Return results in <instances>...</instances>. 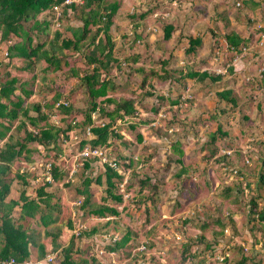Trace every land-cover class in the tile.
Segmentation results:
<instances>
[{"label": "rangeland", "instance_id": "374dc122", "mask_svg": "<svg viewBox=\"0 0 264 264\" xmlns=\"http://www.w3.org/2000/svg\"><path fill=\"white\" fill-rule=\"evenodd\" d=\"M106 1L117 3L109 27L113 43L112 53L117 63L112 62L107 73L116 88L108 90L97 101L99 106H104V112H109L115 102L121 98H129L139 114L128 121H118L114 114L110 117L102 111H91L93 118L90 119L93 126L102 121L110 122V125L116 123L118 132L108 133L107 148L112 156L119 159V169L128 172L124 184V192L128 196L119 204L108 199L103 191L102 164L87 160V167L78 168L73 182L65 184L62 176L63 179L57 180L56 185L51 187L55 193L50 201L57 202L60 210L58 215L55 213L56 221L53 224L61 228L60 236L55 239L56 243L44 233L42 226H36L31 219L23 220V225L37 230V244L44 246V254L52 249L60 252L73 240L72 248L76 247V250L72 251V255L76 264H95L96 259L92 260L87 254L89 244L83 241L79 248L78 240L67 236V233L71 228L70 212L74 208L71 202L77 197L83 200L77 189L82 188L85 176L94 178L100 175L101 183H95L94 179L90 183V204L87 206H114L120 216L114 217L110 228L119 231L122 237L127 236L125 243L147 239L150 252L153 253L149 255L147 264H233L241 254L248 258L247 264H264V221L254 214L255 210L264 211V185H260L258 181L259 174L264 173V82L260 81L257 85L238 84L242 75L252 72L245 65L235 75L231 74L227 79L216 83H210L206 78L199 81L184 77L189 68L199 70L211 50L221 43L219 37L224 38L228 32L229 24L224 21L226 14H219L216 2L207 3V0H178L177 6H171L166 0ZM239 7L234 2L228 5L233 16L240 14ZM147 9L148 14L143 16L141 12ZM165 12L168 15L162 17L160 14ZM153 13L159 15L154 18ZM165 23L173 26L169 38L166 39L162 35V26ZM62 24L77 27L81 22L71 17L63 20ZM58 26L53 24L52 32L61 30L62 25L57 29ZM147 27H155V30L146 29ZM230 27L233 26L229 25V29ZM195 36L201 37L202 45L199 41L194 53L186 52L188 37ZM2 44L0 80L15 76L19 83L24 82L23 87L33 90L23 100L29 116H35L31 107L34 102L44 100L45 109L49 111L46 104L50 105L55 99L64 97L69 101V113L62 112L61 108L53 110L52 113L56 120L59 119L58 125L62 128L67 122L72 126V117L76 119L75 124L59 136L54 147L39 153L41 157L50 160H55L60 154L62 159L55 162L57 167L69 166L71 156L80 148L78 141L85 140V144H91L95 138L92 133V138L83 134L80 123L88 108V102L83 87L77 86L76 75L71 73L77 71L81 75L91 67L83 55L87 51L84 48L80 51L64 50L68 57L67 63L62 62L59 69H52L43 60H39L33 70H30L23 67L22 57L4 55L2 49H5V45ZM144 73L146 79L143 84ZM33 75L37 77L32 81ZM40 77H43L44 85ZM185 85L190 86L191 101L187 107H172ZM234 85L238 86L232 90L235 100L233 105L216 97L215 92L233 89ZM54 92L57 93L56 98ZM13 93L18 94V89ZM105 98L114 102L106 103ZM159 112L165 116L159 118L156 125L151 124ZM20 117L23 118L21 115ZM15 122L13 120L12 125ZM217 126L226 134H217ZM211 134L215 136L212 142ZM22 135L23 131L19 129L18 136ZM248 138H252L249 164H243L239 152H235L231 158L219 157L221 148L235 147L239 150ZM34 144L30 142L28 146L32 147ZM175 146L182 151L180 156L174 150ZM36 154L37 151H33L32 155ZM232 166L239 167L238 174L243 176L242 182L227 171ZM13 171L14 169L9 177L12 186L9 196L15 198L20 189ZM143 176L148 177L149 184L139 183ZM243 182L248 183L246 185ZM41 183L42 181L39 184ZM39 184L31 185L26 190V195H35L34 188ZM80 205L77 207L81 213L79 218L90 227H97V222L90 219L91 216L85 212L87 209L84 211ZM188 210H193L195 214L182 219ZM17 212V207H14V217ZM215 218H219L223 225ZM224 228L226 233L222 231ZM125 230L129 231V235L124 234ZM229 233L234 236L236 243L233 242L226 248L231 239ZM91 234V231H87L83 237ZM176 234L180 236L179 240H175ZM200 235L203 239L198 238ZM196 236L201 250L191 257V251L196 245L189 250L188 242L195 240ZM61 242L64 246L59 247ZM125 243L117 247L120 255L116 258L117 262L129 256ZM238 243L247 246V251ZM223 249L228 253L223 261H216L213 256L207 255L212 252L214 255V252ZM159 250L164 253H158ZM31 251L29 259L42 260L43 256L37 258V246H33ZM103 259L105 261L102 264H113L107 256H103ZM37 264L44 263L40 261ZM55 264L67 263L61 256Z\"/></svg>", "mask_w": 264, "mask_h": 264}, {"label": "trees", "instance_id": "16d2710c", "mask_svg": "<svg viewBox=\"0 0 264 264\" xmlns=\"http://www.w3.org/2000/svg\"><path fill=\"white\" fill-rule=\"evenodd\" d=\"M63 1L64 0H0V43H5L8 52L7 56L14 54L22 57L23 67L30 70H33L35 63L39 60H43L46 66L52 69H59L62 62L63 64L67 63L68 57L64 50L80 51L84 48L87 51L83 54L84 58L88 64H91V67L81 75H79L77 71H71V73H74L77 77V86L83 87V92H85L88 102V108L80 123L82 127L84 128L85 125L91 124L90 112L94 111L96 107L99 112L102 111V113H106L110 117L114 114L117 117L127 116L134 118V116H136L133 113L135 108L132 100L129 98H121L119 101L115 102L112 110L109 112H104V106H99L97 101L99 97L105 96L108 90L112 91L116 88L107 73L111 67V63H117L112 53L113 43L109 32L111 17L117 7V3L107 2L106 0H81V2L73 1L70 4L64 5ZM53 6H57L59 9V17L57 18L59 26L57 29L62 25L61 30L54 32L51 30L52 25L55 24ZM147 12H149L148 9L141 13L144 16ZM71 17L79 20L81 24L77 27L62 24L63 20H68V18ZM162 28L163 38H169L173 30L172 24L165 23ZM66 32H68V34ZM100 34L102 36H100ZM8 40L10 43H7ZM225 40L228 44L234 45L242 44L245 41L234 33L225 35ZM199 41L200 39L197 36L188 37L186 52L194 53ZM179 72H181V68ZM35 77H37V75L32 76V81ZM184 77L196 78L199 81H203L206 78L210 83H216L221 80L220 76L208 74L205 71H199L193 68H189L184 74ZM42 79L43 77H40L41 83L44 85ZM145 79L144 73L142 76L143 84ZM260 81L264 82V77ZM18 83V78L15 76L0 80V258L13 257L15 262H17L15 264H23V260H28L30 258L33 246H37L38 248L37 258L39 259L45 255V248L42 244H37L35 235L37 230L24 226L22 221L29 218L36 226H42L44 228V233H46L55 244V239L60 235L61 228L53 224L56 221L55 215H58L60 210L57 202L50 201L55 191L49 188V183L42 182L38 187L34 188L35 195H25L23 188L26 187L29 182L25 179V173H20L19 169H16L14 172V177L20 179L22 188L18 191V197L16 199L8 196L11 190L9 177L12 171V164L20 157L26 160L30 159L35 148L29 147L28 143L36 142L45 149H49L47 146L52 144L50 147L52 148L56 145L60 134H65L73 125L71 126L70 122H67L66 126L62 128L54 123L50 120L49 115H45L41 111V104L39 101L31 105L35 112V116H29L27 114L28 110L23 106V100L27 98L33 90L23 87L22 84H24V82ZM247 84L257 85L258 82ZM16 88L18 89V94L13 93ZM232 92V89H221V91L215 92V95L219 99L226 100L233 105L235 100ZM53 94L56 98L57 93L54 92ZM147 94L150 95L149 92H147ZM1 99H3V101H1ZM104 100L106 103L114 102L109 98H105ZM46 107L49 109V113L47 114H52L54 110L52 104H46ZM70 109L71 106L68 104L65 107L62 106L60 110L67 114L70 112ZM20 115L23 116V118H21ZM13 120L17 121L15 126H12ZM42 121L44 122L43 125L40 124ZM109 125L110 122H107L101 127L92 126L90 128L95 137L90 142L91 145L107 143ZM30 127L37 129V132L33 133ZM19 129L23 131L22 137L18 136ZM216 132L221 136L226 134L219 126L216 128ZM137 137L138 139L141 138L138 134ZM214 138V134H211L210 142H212ZM78 142L80 148L85 144V140H79ZM174 150L179 156L182 154V151L177 146L174 147ZM219 157L225 158V156L221 155ZM86 161H84L81 167H87ZM177 161L180 162L179 159ZM55 162H57L56 157L52 165L54 182L60 179L62 180V175L64 174L57 171L58 168ZM129 164L130 162L126 165ZM262 164L264 167V161H262ZM102 173L105 196L115 204L121 203L123 200L118 184L122 181L123 175L106 165L103 166ZM93 179L95 183H101L100 175L94 178L85 176L82 181V188L80 190L77 189V192L81 193L83 196L80 205L81 209L84 211L87 209L85 212L95 216L103 217L105 215H111L114 218L118 214L114 206L106 204L99 206L95 205L94 207L87 206L90 204L91 194L89 192V186ZM258 181L260 185H264V173L259 174ZM139 183H141V185L149 184L148 177L143 176V178L139 179ZM65 184H69V182ZM152 187L154 186L152 185ZM117 190L118 192H116ZM15 206L19 208L16 217L12 214ZM254 206L256 207V205ZM254 214H257L258 218L264 221V211L260 209L257 211L255 210ZM215 220L217 222L218 220L220 221L219 218H215ZM111 222H113L112 219L101 223L97 222L98 226L90 227L88 232L99 233L101 231H108L112 229L109 228ZM220 223L223 225L221 221ZM51 224L52 228H50ZM125 231L124 234L129 235V231ZM126 238L127 236L122 237L121 235L119 241L114 244V247L107 246L106 248L121 247L125 243L124 240ZM198 238L203 239L202 235L198 236ZM195 240L188 242L189 250L193 245H196L195 249L191 251V257L196 256L201 250L198 245L199 241L197 236ZM137 243L138 242L135 241L133 243H125V245L129 249ZM60 245L62 244L60 243L59 246ZM72 245L73 240H70L69 244L63 247L58 253L57 259L62 256L65 263L76 264L72 255V251L76 250V247L72 248ZM90 258L94 260L93 257L90 256ZM247 261L248 258H246V255L241 254L239 259L234 261L233 264H247Z\"/></svg>", "mask_w": 264, "mask_h": 264}, {"label": "built area", "instance_id": "2783aa9c", "mask_svg": "<svg viewBox=\"0 0 264 264\" xmlns=\"http://www.w3.org/2000/svg\"><path fill=\"white\" fill-rule=\"evenodd\" d=\"M81 2V0H64L63 4H70L71 2ZM171 6H177L178 0H166ZM236 6L239 5L238 2L235 3ZM54 10V23L58 26L59 22L57 18L59 17V9L57 6H53ZM158 13H153V17L155 18L158 16ZM162 17H166L168 15V12L160 14ZM251 20V26H252V32L250 33L249 38H247L242 44L234 45V44H228L220 43L217 46H213L214 48L211 50L210 54L208 55V58L206 59L205 63L199 68V71H205L208 74H213L221 77V80L227 79L231 74H236L240 67H243V65L246 64V61H250V63L253 66L252 72H246L242 77L239 79L238 84H245V83H252V82H260V80L264 77V16L261 19H257L252 21ZM250 22V21H249ZM146 29L155 30V27H147ZM7 43H10L8 40ZM2 44V43H0ZM3 45V44H2ZM5 45V43H4ZM2 52L4 55H7V49L5 45V49H2ZM182 63V61H181ZM248 63V62H247ZM238 85H234L236 87ZM166 95V93H164ZM192 94L190 86L185 85V87L182 89V92L176 99V102L172 104V107L177 108V106H188V102L191 100ZM69 104V101L65 99L64 97L57 98L55 101L52 102V107L54 110H57L61 108L62 106H67ZM98 111V108L93 112ZM134 115H138L139 112L137 109L134 110ZM164 113H157V117L154 118V121L151 122V124L156 125L158 123V119L161 117H164ZM50 120H52L54 123L58 124V120H56L55 114H49ZM91 118H93L91 114ZM119 120L128 121L131 118L127 116L118 117ZM72 125L75 124L76 119L71 118L70 119ZM106 124L104 121L99 122L96 126H103ZM93 125H85L83 128V134L88 137L92 138V132L91 127ZM33 133H36V129H31ZM115 133L118 132L116 129V123L111 124L108 127V133ZM94 136V135H93ZM72 137L76 138V135H73ZM252 138H248L246 140V143L244 145L240 146V149L237 150L234 148H221L219 150V153L226 158H231L234 156L235 152H239L243 158V164H249L250 163V153L251 150L250 142ZM107 143L101 144V145H91V144H84L80 149H78L71 157V163L69 166L64 165L62 167V172L64 173L62 176H64L63 182H73L74 176L80 166L83 165L84 161L86 160H94L102 164V166L106 165L112 170H115L117 173L122 174L123 178L122 181L119 182L118 187L120 188L121 194H122V200H125L128 194L124 192V184L127 179L128 172L124 170L119 169V161L116 159V157L111 155V151L107 148ZM62 157L60 154H58L57 160H61ZM54 160H41L37 163V168L40 170L39 174L32 179L31 183L34 185L39 184L41 181L46 183H54V176L52 172V165ZM36 164H31L30 169L34 170ZM141 166V165H140ZM20 170V169H19ZM21 171V170H20ZM229 174L231 176H235L236 178H239L242 182V175L238 174L239 167L238 166H232L227 169ZM246 184V182H243ZM82 198L77 197L75 200H72L71 205L74 207L70 212V229L69 233L70 236H73L77 242V246L81 247L82 242H86L89 244V251L88 256L95 258L97 263H103L105 260L103 259V256H107L111 263L113 264H147L149 255H152L153 253L150 252L149 248V241L147 239H143L138 241V243L127 249L128 257L123 258L119 262L116 261V258L119 257V252L117 248H111L107 249V246L114 247V244L119 241L121 234L119 231L114 229H109L108 231H101L97 233H92L89 236L83 237V235L88 231L90 228L89 224H87L85 221L81 220L79 218L80 211L77 209V207L81 204ZM198 210V209H196ZM195 212L193 210H188L186 214L182 217V219H185L186 217H191L194 215ZM91 217L90 219H93L94 222H103L106 220L113 219V216L111 215H105L103 217L95 216L89 214ZM257 216V214H256ZM223 233H226V228H224ZM174 235V234H173ZM230 242L227 243L225 246L226 248L230 247L233 242L236 243V240L232 234L229 233ZM180 236L175 235V240H179ZM230 244V246H229ZM240 247L244 249L246 252L248 247L243 246V244L238 243ZM218 251L213 252L211 254H207L209 257L213 256V259L216 261H223L227 256L228 253L224 251ZM158 253H164L163 250L157 251ZM59 250H52L47 252L42 260H34L31 261L23 260V264H37L43 262L44 264H55V261L58 257ZM152 253V254H151ZM135 257V259H134ZM133 259V260H132ZM108 260V261H109ZM13 257L8 258H0V264H15Z\"/></svg>", "mask_w": 264, "mask_h": 264}, {"label": "crops", "instance_id": "0c3cea01", "mask_svg": "<svg viewBox=\"0 0 264 264\" xmlns=\"http://www.w3.org/2000/svg\"><path fill=\"white\" fill-rule=\"evenodd\" d=\"M212 1L213 2H216L217 6H218L217 7V11H218L219 14H223V13L226 14V16L224 18L225 19L224 20L225 23H228L229 25L233 26V27H230V29H229V25L227 26V29H228L227 31L228 32H226L225 35L230 34V33H234L237 36H239L240 39L246 40L247 38H249L250 33L252 32V26H251V20L250 19H252V21H254V20H257V19H261L264 16V0H233V1L232 0H207V3H210ZM232 2H234V5H235L236 2L239 3V5H238V6H240L239 7L240 8V11H239L240 14L239 15L233 16L231 14L232 10L228 9V5H232ZM218 13H217V15H218ZM147 14H148V12H147ZM221 32H222V30H221ZM225 35L223 36L224 38L219 37V41L222 40L221 43H225L226 42ZM198 38L200 39L201 37H198ZM201 41L202 40L200 39V44H201ZM203 53H205V52H201V54H203ZM251 63H250V61H246L245 68L247 66L248 69H253V66H252ZM40 104H41V111L45 115H49V114H47V113H49V111L45 109V101L44 100L40 101ZM41 123L44 124L43 121L40 122V124ZM12 126H15V125H12ZM31 129H35V128L30 127V130ZM0 143H1V140H0ZM33 143H35L34 146H32L33 148H35V150H33V151H37V154L35 156H33L31 154L29 160H26V159H23V158L20 157V158H18L17 161H14L13 164H12V169H14L13 173L16 171V169H20L21 171L19 170V172L20 173L21 172H24L25 173V179H26L27 182H29V184L26 187L23 188L25 195H26V190H28V188H30L31 185L32 186L34 185L30 181H32V179L35 178L39 174V172H40V170H38V168H37V163L40 162L41 160L48 159V158H45L43 156L41 157V155L39 154L40 152H42L43 150H45V148L42 145H40V144H38L36 142H33ZM51 146H52V144L48 145L47 147L50 148ZM34 157H36V158H34ZM21 159H23V160L21 161ZM34 163L36 164L35 169L34 170H31L30 169V166H31V164H34ZM14 164H16V166H14ZM13 166H14V168H13ZM57 168H58L57 169L58 172H62V170H61L62 167L61 168L60 167H57ZM15 179H16V183L19 186V189H21L22 187L20 185V182H21L20 179H18L16 177H15ZM56 183H57V181H55V183H53L52 185H50L49 188H51L53 185H56ZM10 188L12 190L11 183H10ZM11 190H10V193H11ZM17 197H15L13 199H16ZM15 207H17V211H19L18 206H15ZM12 214H13V211H12ZM17 215H18V212H17ZM117 216H120V214L118 213L115 216V218ZM115 218H113V219H115ZM113 219H112V221H114ZM70 223H71V221H70ZM112 224H113V222H111V225ZM69 232L70 231L68 230L67 236L68 235L70 236V233ZM61 244L62 245H60V246H64L63 245L64 244L63 242H61ZM30 247H32V246H30ZM31 254H32V252H31ZM31 261H34V260H31ZM95 264H97V263L95 262Z\"/></svg>", "mask_w": 264, "mask_h": 264}]
</instances>
